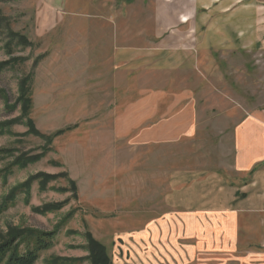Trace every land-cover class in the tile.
I'll use <instances>...</instances> for the list:
<instances>
[{
    "label": "rangeland",
    "instance_id": "374dc122",
    "mask_svg": "<svg viewBox=\"0 0 264 264\" xmlns=\"http://www.w3.org/2000/svg\"><path fill=\"white\" fill-rule=\"evenodd\" d=\"M39 2L0 0V244L20 232L56 233L36 264H92L91 236L111 264H166L164 240L155 252L147 234L151 224L165 225L172 180L177 191L182 177L215 172L230 142L209 128L174 144L140 146L132 136L117 137L116 117L141 90L131 88L138 84H128L127 75L129 88L117 93L103 73L106 27L84 19L107 11L69 10L67 18L76 21L42 33ZM221 56L209 55L206 88L195 91L209 115L214 98L237 101L232 110L222 103V113L264 109V45ZM153 80L166 85L167 75ZM118 94L126 105H117ZM24 157L40 159L16 165ZM43 176L50 177L45 185Z\"/></svg>",
    "mask_w": 264,
    "mask_h": 264
},
{
    "label": "crops",
    "instance_id": "0c3cea01",
    "mask_svg": "<svg viewBox=\"0 0 264 264\" xmlns=\"http://www.w3.org/2000/svg\"><path fill=\"white\" fill-rule=\"evenodd\" d=\"M96 9L106 16L84 20L106 27L110 88L125 91L130 75L128 84L141 90L116 117L117 137L132 136L140 146L174 144L209 128L230 142L215 172L182 177L177 191L172 180L171 211L165 225L149 227L150 250L164 240L166 264H264V109L222 113V103L232 110L237 101L214 98L211 116L195 96L206 88L209 55L237 57L264 45V0H40L39 28L47 33L76 21L69 10ZM161 74L167 83L158 86L153 78Z\"/></svg>",
    "mask_w": 264,
    "mask_h": 264
},
{
    "label": "trees",
    "instance_id": "16d2710c",
    "mask_svg": "<svg viewBox=\"0 0 264 264\" xmlns=\"http://www.w3.org/2000/svg\"><path fill=\"white\" fill-rule=\"evenodd\" d=\"M25 97V96H24ZM31 100L26 97L27 109L30 107ZM31 132L37 135L33 124L30 122ZM40 158H22L16 165L26 166L31 162H36ZM50 181V177L43 176V185ZM44 187V186H43ZM56 207L47 206L40 210L44 213ZM32 237V240H28ZM56 233H39L34 231L20 232L12 235L7 241L0 244V264H36L42 252L50 250L54 246ZM90 260L92 264H111L106 248L97 242L93 237L88 236Z\"/></svg>",
    "mask_w": 264,
    "mask_h": 264
}]
</instances>
